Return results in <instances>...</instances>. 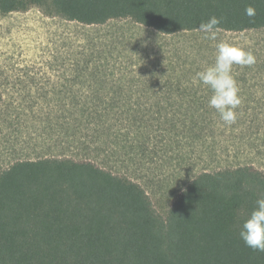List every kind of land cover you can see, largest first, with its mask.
<instances>
[{"label": "rangeland", "instance_id": "rangeland-1", "mask_svg": "<svg viewBox=\"0 0 264 264\" xmlns=\"http://www.w3.org/2000/svg\"><path fill=\"white\" fill-rule=\"evenodd\" d=\"M221 41L257 58L233 66L242 103L231 126L195 79ZM0 94V173L19 161L88 160L138 184L163 219L204 172L264 174V29L210 40L129 19L87 26L39 8L0 13Z\"/></svg>", "mask_w": 264, "mask_h": 264}, {"label": "trees", "instance_id": "trees-1", "mask_svg": "<svg viewBox=\"0 0 264 264\" xmlns=\"http://www.w3.org/2000/svg\"><path fill=\"white\" fill-rule=\"evenodd\" d=\"M31 8L87 26L129 19L163 35L198 31L212 16L224 32L264 29V0H0L3 15ZM262 197L253 166L204 172L163 219L138 184L91 161H19L0 173V264H264L239 237Z\"/></svg>", "mask_w": 264, "mask_h": 264}, {"label": "clouds", "instance_id": "clouds-1", "mask_svg": "<svg viewBox=\"0 0 264 264\" xmlns=\"http://www.w3.org/2000/svg\"><path fill=\"white\" fill-rule=\"evenodd\" d=\"M245 15L254 17L256 9L251 5L247 6ZM221 21L222 18L212 16L199 24L198 31L206 39L216 40ZM256 62L257 58L251 50L221 41L216 45L215 62L196 73L195 79L211 89L209 107L216 110L225 125L231 126L237 122L236 110L242 103L240 87L233 76V66L251 67ZM255 203L256 207L240 227L239 237L248 248L264 252V197L258 198Z\"/></svg>", "mask_w": 264, "mask_h": 264}]
</instances>
